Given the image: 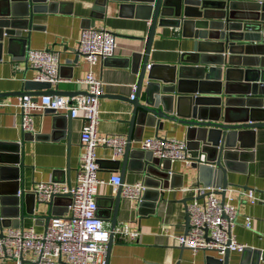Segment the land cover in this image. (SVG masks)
Masks as SVG:
<instances>
[{"label":"water","instance_id":"1","mask_svg":"<svg viewBox=\"0 0 264 264\" xmlns=\"http://www.w3.org/2000/svg\"><path fill=\"white\" fill-rule=\"evenodd\" d=\"M109 1L120 2L121 8L129 6L133 14L142 8L144 19L150 23L146 36L134 37L145 42L144 51H134L126 59V64L137 73L138 80L135 98H128L132 110L127 144L120 155L122 158L114 155L111 160L115 165L114 171L121 175L123 182L127 170L135 169L142 173L146 190L141 200L135 202V208L140 215L154 212L163 199L164 190L171 187L175 175L169 166L171 163L133 146V141L142 140L141 136L137 138L138 131L142 133L146 127H154L156 136H159L158 131L164 129L167 122L187 127L186 141L193 159L191 165L198 169L199 181L204 186L216 188V194L225 202L229 187L235 185L229 182L228 172L232 171L241 155L248 153L245 150L254 147L253 141H248L249 137L253 138L256 129L264 128V51L260 57L248 56L255 47H264L261 35L264 0ZM98 2L101 7L96 8L105 14L108 0ZM48 8V0H0V50L5 40L8 50L15 43H22V53L16 56L25 58L26 62L34 15ZM93 18L92 21L87 19L86 27H95ZM161 27L181 29L183 38L194 40L193 49L182 53L179 66L149 63L154 38ZM25 30L28 31L27 36L23 34ZM237 41L251 43L238 44ZM53 87L50 82L28 80L21 91L0 93V97L86 94L84 90L71 93L55 91ZM67 117L69 132L70 113ZM25 137L32 140L37 136L27 133ZM21 149V142L0 143V236H3V228L20 226L15 222L23 220L26 213L34 214L37 205H48L51 215L56 214L59 199L66 197L56 196L46 202L38 200L34 192L26 193L22 189L24 163ZM67 183L72 185L69 177ZM109 199L113 207L111 230L114 231L125 199L122 187L119 186ZM98 213L100 216L104 214L99 202ZM185 225V233H188V211ZM112 242L113 233L106 264H109ZM230 253L227 249L223 257L211 256L207 264H235ZM263 263L264 251L245 247L236 264Z\"/></svg>","mask_w":264,"mask_h":264},{"label":"crops","instance_id":"2","mask_svg":"<svg viewBox=\"0 0 264 264\" xmlns=\"http://www.w3.org/2000/svg\"><path fill=\"white\" fill-rule=\"evenodd\" d=\"M49 8L36 13L33 18V30L30 35V48L52 49L59 52L61 59V81L54 86L55 91H85V86L78 82L84 78L90 67L84 57L79 55V41L82 30L88 24L87 19H94L95 27H105L117 36L118 46L115 55L106 61L99 62L93 71L104 81V94L100 105V122L98 132L102 135L120 134L127 137L131 118L133 85L137 83L138 75L126 59L132 53L143 52L145 42L135 39L136 36H146L150 23L144 19V10L139 8L136 14L131 8H121L118 1H109L105 14H101L98 0H48ZM97 7V8H96ZM24 36L28 31L23 32ZM263 41V40H262ZM264 42V41H263ZM238 44L251 42L237 41ZM194 47L193 39L182 37V30H173L167 27L158 29L153 43L149 63L151 65H178L182 53L191 51ZM22 43H15L11 50L7 49L6 40L0 50V93L16 92L24 89L28 80H33L37 70L31 68L25 58H18L22 53ZM263 46L254 48L249 57H260ZM11 53V54H10ZM14 53V54H12ZM200 74V71L197 72ZM75 95V94H68ZM20 96L10 95L0 97V103L9 105L0 106V143H22V189L33 192L37 183L49 181L76 182L81 152V131L83 122L79 118L71 119L70 133L67 129L68 113L52 112L47 110L34 116V129L37 137L26 139L20 129V108L14 104ZM62 116H65L63 118ZM159 136L185 139L187 127L181 124L167 122L164 129L158 131ZM156 136L154 127H146L137 138ZM133 141V146L139 147L141 141ZM254 147L247 149L248 153L241 155L228 172V180L235 185L230 186L226 199L238 209L236 224L233 233L238 242L255 250L264 251V128L256 129L253 138ZM239 145V143H238ZM189 153V152H188ZM190 155V154H189ZM97 156L100 164L99 176L108 181L111 174L116 173L112 150L105 146L97 147ZM115 158H122L117 155ZM236 165V166H235ZM135 167L134 164H132ZM170 168L175 174L171 180V187L164 190L162 201L152 213L140 215L131 203L123 199L122 207L117 215V226L126 224L131 229H137L140 237L135 240H126L119 235L113 238L110 248L109 264H207L208 258L223 257L217 251H192L183 248L174 235L183 234L186 230L185 218L188 205L192 201L193 187L204 186L199 181L198 169L184 160L171 163ZM141 172L127 170L125 182L142 181ZM240 189L254 190L258 198L257 203L248 201L247 196H240ZM97 200L100 204L105 225L111 229L113 207L109 197L115 194L113 186L104 183L97 187ZM221 198L220 195H218ZM67 197H62L55 208L56 214L67 211ZM48 205H37L34 214H27L23 220L15 222L20 226L34 227L42 231L47 217L51 216ZM53 211V209H52ZM252 217V228L245 225L246 216ZM242 251H231L232 263H238ZM5 264H15L13 260H6ZM24 264H36L32 254L26 255ZM58 264H69L65 261ZM264 264V263H263Z\"/></svg>","mask_w":264,"mask_h":264},{"label":"built area","instance_id":"3","mask_svg":"<svg viewBox=\"0 0 264 264\" xmlns=\"http://www.w3.org/2000/svg\"><path fill=\"white\" fill-rule=\"evenodd\" d=\"M264 41V27L261 30ZM118 46L117 36L105 27H85L79 41V53L88 63L90 70L84 78L77 81L85 86L86 94L56 95L46 94L38 98L24 95L14 104L20 108V129L25 136L35 134L34 116L47 110L70 113L72 118L83 122L81 131V152L76 182L69 185L65 181L39 182L34 188L36 198L50 201L56 196L68 197L67 211L53 214L46 221L42 231L34 227L8 226L0 236V264L13 260L22 264L27 254L33 255L36 264H106L108 244L119 235L126 240L135 241L140 237L137 229L128 225L117 226L114 231L108 228L98 213L97 187L109 183L116 191L122 187V195L131 203L140 201L146 186L143 181L123 182L116 172L107 180L99 176L100 164L97 147L105 146L114 155H121L127 144V137L120 134L102 135L98 132L100 122L101 98L104 94V81L94 73L93 67L99 62L111 59ZM27 64L37 70L34 81L50 82L52 86L61 81L60 54L52 49L30 48L26 55ZM151 65H148L150 67ZM136 84L133 85L131 99L135 98ZM9 105L8 103H0ZM140 148L151 152L154 157L173 163L184 160L191 164L187 141L167 136L146 137ZM205 156L202 155V159ZM194 198L188 205L190 229L188 233L176 234L181 246L192 251L213 250L224 255L226 250L243 251L246 245L237 241L233 228L238 209L231 198L222 202L214 187H193ZM240 196H247L250 203L260 199L254 190L240 189ZM202 196H204L202 198ZM245 225L252 228V217L246 216Z\"/></svg>","mask_w":264,"mask_h":264}]
</instances>
